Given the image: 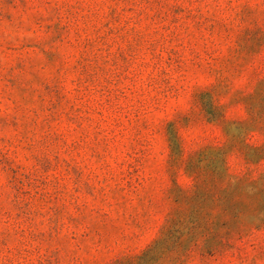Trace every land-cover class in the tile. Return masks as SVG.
I'll return each mask as SVG.
<instances>
[{"label":"rangeland","instance_id":"1","mask_svg":"<svg viewBox=\"0 0 264 264\" xmlns=\"http://www.w3.org/2000/svg\"><path fill=\"white\" fill-rule=\"evenodd\" d=\"M0 264H264V0H0Z\"/></svg>","mask_w":264,"mask_h":264}]
</instances>
